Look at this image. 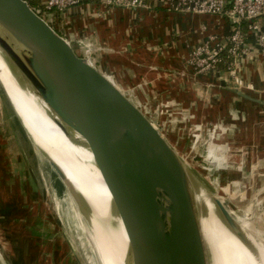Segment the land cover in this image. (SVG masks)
Returning a JSON list of instances; mask_svg holds the SVG:
<instances>
[{
  "label": "water",
  "instance_id": "water-1",
  "mask_svg": "<svg viewBox=\"0 0 264 264\" xmlns=\"http://www.w3.org/2000/svg\"><path fill=\"white\" fill-rule=\"evenodd\" d=\"M0 54L62 130L83 138L110 191V226L126 236L125 264H210L196 200L202 187L144 113L24 0H0ZM46 160L92 226L87 202ZM206 192L220 220L253 249L223 202Z\"/></svg>",
  "mask_w": 264,
  "mask_h": 264
},
{
  "label": "rangeland",
  "instance_id": "rangeland-1",
  "mask_svg": "<svg viewBox=\"0 0 264 264\" xmlns=\"http://www.w3.org/2000/svg\"><path fill=\"white\" fill-rule=\"evenodd\" d=\"M73 20L58 17L52 28L78 50L77 36L86 30ZM118 88L173 146L196 186L220 199L249 236L264 244V171H248L247 151L255 145H239L245 140L231 122L240 121L241 111L229 108L232 101L224 108L229 118L200 123L182 107L142 102L138 92L149 97L146 89ZM15 110L0 78V264H114L110 237L84 218L48 164L52 154L34 145ZM229 111L237 115L232 121ZM18 180L27 182L22 194Z\"/></svg>",
  "mask_w": 264,
  "mask_h": 264
},
{
  "label": "crops",
  "instance_id": "crops-1",
  "mask_svg": "<svg viewBox=\"0 0 264 264\" xmlns=\"http://www.w3.org/2000/svg\"><path fill=\"white\" fill-rule=\"evenodd\" d=\"M105 9L99 4H85L71 12L76 28L83 27L86 35L82 36L97 47L93 62L98 70L122 90L146 89L149 97L138 92L142 102L151 99L158 108L182 107L200 123L229 118L224 108L232 101L229 108L235 106V112L241 111L240 121H232L237 115L229 111L233 114L231 125L245 140L239 145L257 147L247 151L248 171L258 167L264 171V56L255 40L250 41V53L240 66V76L253 89L234 93V84L224 70L196 74L187 64L191 50L209 36L226 39L231 35L233 25L227 19L164 9ZM76 51L82 55L80 48ZM24 185L17 181L21 194L27 182Z\"/></svg>",
  "mask_w": 264,
  "mask_h": 264
},
{
  "label": "bare ground",
  "instance_id": "bare-ground-1",
  "mask_svg": "<svg viewBox=\"0 0 264 264\" xmlns=\"http://www.w3.org/2000/svg\"><path fill=\"white\" fill-rule=\"evenodd\" d=\"M0 78L34 145L42 153L52 154L54 162L62 169L68 183L74 186L89 205L91 221L103 228L110 237L114 247V264H125L126 236L123 234L121 239L120 234L110 226V191L98 173L93 156L85 146L83 138L76 133L68 136L62 130L55 118L50 116L47 105L17 79L1 54ZM196 200L210 264H264L263 243L248 235L254 247L252 249L236 236L220 220L216 206L205 189L201 188L197 192Z\"/></svg>",
  "mask_w": 264,
  "mask_h": 264
},
{
  "label": "built area",
  "instance_id": "built-area-1",
  "mask_svg": "<svg viewBox=\"0 0 264 264\" xmlns=\"http://www.w3.org/2000/svg\"><path fill=\"white\" fill-rule=\"evenodd\" d=\"M28 4L33 0H24ZM36 1V0H35ZM32 7L51 27L58 17L71 15L73 9L85 4H99L108 8L128 11L164 9L178 14L220 16L233 25V32L226 39L209 36L202 44L191 50L187 64L196 74L224 70L237 89L252 90L240 76L241 62L250 53V41L258 44L264 56V0H37ZM57 32V31H56ZM58 33V32H57ZM60 35V33H58ZM70 44L72 41L66 39ZM77 36L82 50L81 57L94 66L95 44Z\"/></svg>",
  "mask_w": 264,
  "mask_h": 264
},
{
  "label": "trees",
  "instance_id": "trees-1",
  "mask_svg": "<svg viewBox=\"0 0 264 264\" xmlns=\"http://www.w3.org/2000/svg\"><path fill=\"white\" fill-rule=\"evenodd\" d=\"M38 2H37V0L35 1V0H33L32 2H30V7L32 8V7H34L36 4H37Z\"/></svg>",
  "mask_w": 264,
  "mask_h": 264
}]
</instances>
